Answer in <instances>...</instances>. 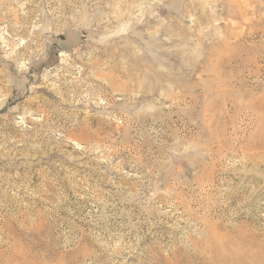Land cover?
<instances>
[{
	"label": "rangeland",
	"instance_id": "1",
	"mask_svg": "<svg viewBox=\"0 0 264 264\" xmlns=\"http://www.w3.org/2000/svg\"><path fill=\"white\" fill-rule=\"evenodd\" d=\"M1 240L264 264V0H0Z\"/></svg>",
	"mask_w": 264,
	"mask_h": 264
},
{
	"label": "bare ground",
	"instance_id": "2",
	"mask_svg": "<svg viewBox=\"0 0 264 264\" xmlns=\"http://www.w3.org/2000/svg\"><path fill=\"white\" fill-rule=\"evenodd\" d=\"M7 243L5 240H1L0 242V244L4 246H6ZM6 252H7V255H6ZM0 264H23V261H21L19 256L15 254L14 252H12V250L8 251L5 249L3 251H0Z\"/></svg>",
	"mask_w": 264,
	"mask_h": 264
}]
</instances>
